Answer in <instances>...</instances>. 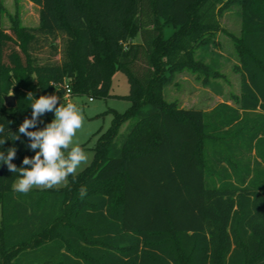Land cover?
<instances>
[{"label": "trees", "instance_id": "trees-1", "mask_svg": "<svg viewBox=\"0 0 264 264\" xmlns=\"http://www.w3.org/2000/svg\"><path fill=\"white\" fill-rule=\"evenodd\" d=\"M29 1L37 26L17 14L0 25V151L15 146L17 167L35 155L23 134L11 140L31 118L29 92L104 97L119 70L131 104L108 110L92 162L65 186L18 193L0 164V264H264V0ZM234 3L239 106L167 101L174 72L209 70L196 50Z\"/></svg>", "mask_w": 264, "mask_h": 264}, {"label": "rangeland", "instance_id": "rangeland-1", "mask_svg": "<svg viewBox=\"0 0 264 264\" xmlns=\"http://www.w3.org/2000/svg\"><path fill=\"white\" fill-rule=\"evenodd\" d=\"M0 2L3 6V11L0 12L1 26L8 28L11 16L16 14L19 15L24 25L32 27L38 25L39 7L31 1L0 0ZM241 11L242 8L239 3H234L228 7L220 18L225 31L215 33L207 44L197 48L196 57L207 64L208 71L186 68L170 75L163 91L167 101L176 100L182 107H200L206 110L212 109L221 102L229 103L235 107L239 106L242 61L236 49L234 37L241 33ZM173 31L174 27L168 26L164 34L168 37ZM136 40L139 41L140 37H137ZM49 52V48L46 47L41 51V55L46 56ZM128 92L127 76L118 70L112 75V84L107 96H94L90 100V96L87 94H73L68 99L65 96L61 98V102L62 99L66 103L68 100L79 102V106L83 110L85 124L82 131L78 132V138L85 150L90 153L89 164L94 158L93 147L95 142L101 132L105 131L111 124L113 114L108 110L115 109L118 112H124L131 104L130 100L123 97ZM49 114L53 119L54 113L49 112ZM49 122L51 121L46 123Z\"/></svg>", "mask_w": 264, "mask_h": 264}, {"label": "clouds", "instance_id": "clouds-1", "mask_svg": "<svg viewBox=\"0 0 264 264\" xmlns=\"http://www.w3.org/2000/svg\"><path fill=\"white\" fill-rule=\"evenodd\" d=\"M31 100V118L25 117L19 125L18 132L13 133V141L23 134L28 138L27 148L35 152L32 157L25 156L22 165L17 167L12 163L16 157L15 146L0 151V164H6L10 172L16 175L12 183L14 191L26 195L34 187L45 189L58 188L68 183V177L73 179L90 162V153L82 146L78 132L82 131L85 116L79 102H64L56 94L41 95L36 98L33 93L27 94ZM59 105V106H57ZM48 112L54 113L51 122L44 127L40 117ZM29 129H36L30 131ZM5 133V126L0 125V134ZM9 140L6 136L0 139V146ZM81 199L87 195V187L79 189Z\"/></svg>", "mask_w": 264, "mask_h": 264}, {"label": "water", "instance_id": "water-1", "mask_svg": "<svg viewBox=\"0 0 264 264\" xmlns=\"http://www.w3.org/2000/svg\"><path fill=\"white\" fill-rule=\"evenodd\" d=\"M5 101H6V104H7L8 107L16 106V99H15V97L13 95L5 96ZM1 171H3V168H2Z\"/></svg>", "mask_w": 264, "mask_h": 264}, {"label": "built area", "instance_id": "built-area-1", "mask_svg": "<svg viewBox=\"0 0 264 264\" xmlns=\"http://www.w3.org/2000/svg\"><path fill=\"white\" fill-rule=\"evenodd\" d=\"M71 95H72L71 90H70V88L68 87L65 97L68 99L69 96H71ZM90 100H92V98H90ZM68 102H70V101L68 100Z\"/></svg>", "mask_w": 264, "mask_h": 264}]
</instances>
